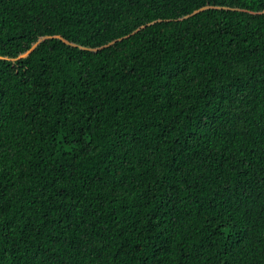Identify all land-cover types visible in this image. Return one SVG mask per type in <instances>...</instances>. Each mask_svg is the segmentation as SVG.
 Listing matches in <instances>:
<instances>
[{
  "label": "trees",
  "instance_id": "trees-1",
  "mask_svg": "<svg viewBox=\"0 0 264 264\" xmlns=\"http://www.w3.org/2000/svg\"><path fill=\"white\" fill-rule=\"evenodd\" d=\"M0 264H264V0H0Z\"/></svg>",
  "mask_w": 264,
  "mask_h": 264
}]
</instances>
